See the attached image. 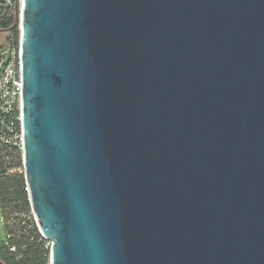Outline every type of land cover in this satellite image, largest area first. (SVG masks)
<instances>
[{"label":"water","instance_id":"1","mask_svg":"<svg viewBox=\"0 0 264 264\" xmlns=\"http://www.w3.org/2000/svg\"><path fill=\"white\" fill-rule=\"evenodd\" d=\"M19 28L50 264H264V0H23Z\"/></svg>","mask_w":264,"mask_h":264},{"label":"trees","instance_id":"2","mask_svg":"<svg viewBox=\"0 0 264 264\" xmlns=\"http://www.w3.org/2000/svg\"><path fill=\"white\" fill-rule=\"evenodd\" d=\"M20 3L0 7V57L8 48L20 44ZM10 160L9 161L7 160ZM6 168L15 169L8 174ZM21 169V171H20ZM0 207L5 240H0V259L4 264H49L50 247L41 235L29 202L21 155L0 151ZM19 207V210H15ZM31 215V222L20 221V230H14L19 216Z\"/></svg>","mask_w":264,"mask_h":264},{"label":"built area","instance_id":"3","mask_svg":"<svg viewBox=\"0 0 264 264\" xmlns=\"http://www.w3.org/2000/svg\"><path fill=\"white\" fill-rule=\"evenodd\" d=\"M23 0H0V7ZM23 70L21 42L8 48L0 57V151L21 155L23 164ZM10 163V160L7 159ZM24 168V167H23ZM8 174L16 170L6 168ZM21 171V169H20Z\"/></svg>","mask_w":264,"mask_h":264},{"label":"rangeland","instance_id":"4","mask_svg":"<svg viewBox=\"0 0 264 264\" xmlns=\"http://www.w3.org/2000/svg\"><path fill=\"white\" fill-rule=\"evenodd\" d=\"M15 210L16 211L19 210V207H16ZM31 215L33 216V214H31ZM31 215L29 217H27L26 215L25 216L24 215L19 216V218H17V220H16V224L14 226V230L15 231L16 230H20L21 229V226L24 225V224H22V222L23 223L26 222V226H27L29 224V221L31 222V219H32ZM20 221H22L21 222V225L19 223ZM2 237H3V234H2L1 224H0V238H2ZM5 239H6V235H5L4 239H2V240H5ZM45 240H46V245H48L50 247V250H51L52 242L50 240H47V239H45ZM49 264H50V262H49Z\"/></svg>","mask_w":264,"mask_h":264},{"label":"crops","instance_id":"5","mask_svg":"<svg viewBox=\"0 0 264 264\" xmlns=\"http://www.w3.org/2000/svg\"><path fill=\"white\" fill-rule=\"evenodd\" d=\"M0 224H1V228H2V234H3V237L0 238V240H2L5 237V233H4V225H3V219H2V214H1V207H0Z\"/></svg>","mask_w":264,"mask_h":264}]
</instances>
